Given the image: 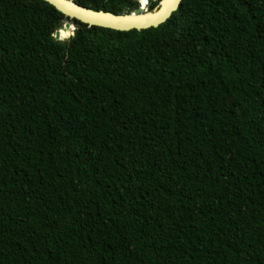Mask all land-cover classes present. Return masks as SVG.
Segmentation results:
<instances>
[{
	"label": "trees",
	"instance_id": "16d2710c",
	"mask_svg": "<svg viewBox=\"0 0 264 264\" xmlns=\"http://www.w3.org/2000/svg\"><path fill=\"white\" fill-rule=\"evenodd\" d=\"M0 264H264V0H0Z\"/></svg>",
	"mask_w": 264,
	"mask_h": 264
},
{
	"label": "water",
	"instance_id": "95a60500",
	"mask_svg": "<svg viewBox=\"0 0 264 264\" xmlns=\"http://www.w3.org/2000/svg\"><path fill=\"white\" fill-rule=\"evenodd\" d=\"M52 4L56 9L61 11L68 18H75L79 21L89 24L98 25L103 27H109L119 30H128L132 28L141 29L150 26H157L164 22L173 11H175L182 0H176L172 6H168L161 13L160 10L163 7V0H159L158 5L149 9L146 6L143 9L140 0L138 6L129 11H124L121 13H114L103 9H92L87 6H83L77 3L75 0H45ZM75 26L66 21L57 30H55L53 36L55 39H63L60 36V29H68ZM73 34V31H72Z\"/></svg>",
	"mask_w": 264,
	"mask_h": 264
},
{
	"label": "bare ground",
	"instance_id": "6f19581e",
	"mask_svg": "<svg viewBox=\"0 0 264 264\" xmlns=\"http://www.w3.org/2000/svg\"><path fill=\"white\" fill-rule=\"evenodd\" d=\"M175 2H176V0H163V7L159 13L164 11V9L167 8L168 6H172ZM142 6H143V9L146 8L145 0H142ZM60 30H63V29H60Z\"/></svg>",
	"mask_w": 264,
	"mask_h": 264
},
{
	"label": "rangeland",
	"instance_id": "374dc122",
	"mask_svg": "<svg viewBox=\"0 0 264 264\" xmlns=\"http://www.w3.org/2000/svg\"><path fill=\"white\" fill-rule=\"evenodd\" d=\"M146 6L148 5V2L145 0ZM66 22V21H65ZM63 25V24H62ZM72 35V34H71ZM69 37V36H68ZM67 38V37H66Z\"/></svg>",
	"mask_w": 264,
	"mask_h": 264
},
{
	"label": "flooded vegetation",
	"instance_id": "af4514ba",
	"mask_svg": "<svg viewBox=\"0 0 264 264\" xmlns=\"http://www.w3.org/2000/svg\"><path fill=\"white\" fill-rule=\"evenodd\" d=\"M158 3H159V0H157V4H156V5H158ZM156 5H155V6H156ZM153 7H154V6H153ZM153 7H152V8H153ZM152 8H150V9H152Z\"/></svg>",
	"mask_w": 264,
	"mask_h": 264
}]
</instances>
